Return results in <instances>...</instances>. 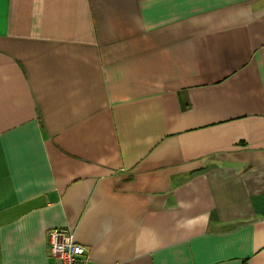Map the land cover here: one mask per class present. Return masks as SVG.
Returning <instances> with one entry per match:
<instances>
[{
  "label": "crops",
  "instance_id": "1",
  "mask_svg": "<svg viewBox=\"0 0 264 264\" xmlns=\"http://www.w3.org/2000/svg\"><path fill=\"white\" fill-rule=\"evenodd\" d=\"M264 264V0H0V264Z\"/></svg>",
  "mask_w": 264,
  "mask_h": 264
},
{
  "label": "built area",
  "instance_id": "2",
  "mask_svg": "<svg viewBox=\"0 0 264 264\" xmlns=\"http://www.w3.org/2000/svg\"><path fill=\"white\" fill-rule=\"evenodd\" d=\"M49 256L57 264H91L88 248L75 240L74 232L68 228L52 229L48 233Z\"/></svg>",
  "mask_w": 264,
  "mask_h": 264
}]
</instances>
